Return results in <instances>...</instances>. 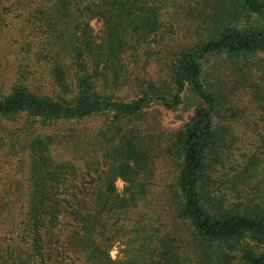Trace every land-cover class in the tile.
<instances>
[{
    "label": "trees",
    "instance_id": "1",
    "mask_svg": "<svg viewBox=\"0 0 264 264\" xmlns=\"http://www.w3.org/2000/svg\"><path fill=\"white\" fill-rule=\"evenodd\" d=\"M178 1L188 20L196 22V35L165 62L168 69L159 82L145 78L129 98L117 92L119 77L111 79L110 92L101 90L99 77L104 72L91 58L99 59L104 48L92 37L77 43V36H68L65 26L48 24L45 33L54 36L59 48L36 64L30 61L32 43L23 41L15 71L6 86H0V148L17 158L12 161L16 171L27 159L28 188L17 203L9 197L0 201V264H76L60 249L63 225L72 230L71 241L87 260L95 252L91 258L96 264H118L96 247V238L112 240L116 220L111 225L109 221L128 198H120L112 181L105 180L104 185L96 181L103 178L101 164L113 160L111 172L137 189L131 197L143 200L155 153L148 145L152 128L145 132L140 123L154 104L176 111L185 98L193 97L198 99L196 106L164 146L179 169L172 187L177 217L191 233L197 264H264V174L258 175L264 151L245 155L240 163L231 148L243 131L238 122L250 124L245 110L254 111L256 123L264 121V0H173ZM68 4L86 9L101 5L109 51L117 55L124 48L123 23L131 26L132 48L143 40L149 44L151 35H158L160 13L168 0ZM1 19L2 14V24ZM28 20L34 25L41 21L32 15ZM64 51L65 64L60 61ZM231 77L232 86L252 87L245 110L230 103ZM228 114L234 118L228 120ZM95 119L101 122L100 130L77 129V124ZM14 123L19 125L13 127ZM58 145L73 146L74 153L85 159L81 185L76 183L77 167L56 159ZM12 208L17 210L15 219ZM161 250L166 258L150 264H193L179 244L166 241Z\"/></svg>",
    "mask_w": 264,
    "mask_h": 264
},
{
    "label": "rangeland",
    "instance_id": "2",
    "mask_svg": "<svg viewBox=\"0 0 264 264\" xmlns=\"http://www.w3.org/2000/svg\"><path fill=\"white\" fill-rule=\"evenodd\" d=\"M68 2L69 0H4L0 4V14H2V24L0 23V86L5 87L12 72L15 71L18 49L22 46L23 41L32 43L30 47L34 59H30V61L33 63L47 61L53 56V51L58 49L59 45L54 36L52 38L50 34L45 33L46 30L43 27L48 24L53 27L59 23L65 26L68 36H77L75 39L77 43L80 40L86 41L89 37L101 43L104 54L100 55L99 59L96 56L90 57L94 65L98 64L99 69L104 72L99 77L100 88L105 92H110L114 86L113 83H110L111 79L119 77L121 84L117 92L126 98L135 95L139 90V84L147 77L159 82L161 76H165L168 69L165 62L172 59L183 47L189 45L194 38L192 36L196 35V22L188 20L184 6L179 1L168 0L167 7L160 13L163 23L156 33L157 37L154 38L152 34L148 40L149 44L143 40L141 45L138 43L135 44V48H132L129 40L131 26L128 22H124L120 29L124 48L114 55L112 51H109L111 44L108 26L101 13V5L92 4L86 9L84 5H72ZM167 11L170 12L167 13ZM31 15L41 20L39 24L34 25L28 20V16L31 18ZM49 39H52V42H49ZM60 56V61L65 64L67 53L61 52ZM232 81L233 79L227 90L231 99L230 103L245 110L247 107L245 102L252 87H235L232 86ZM197 100L195 97L185 98L176 111L154 104L148 110L147 120L140 123L145 132H148V127L152 128L153 135L149 137L148 145L154 149L155 153L154 160L151 162L153 174H149L151 182L143 200L139 201L131 197L138 193L137 189L130 188V183L124 177L115 176L111 172L115 165L113 160H109L108 164H101L103 178L96 181L100 185H104L105 180L112 181L116 193L121 196L120 198H128V201L118 207L117 214H114V217L109 221V225H111L116 220L117 230L112 232V240L96 238V247L101 252L104 250L110 259L118 264L136 262L137 264H150L155 259H165L166 256L161 257V249L166 241L181 245L184 255L189 254L193 259L190 261L197 264L198 259L195 257V252L198 251L192 252L196 245L186 224L177 217L176 205L172 199L174 197L172 187L177 180L179 171L177 162L164 151V146L168 143L167 137L171 136L178 129L181 121L193 111ZM245 112L250 124L238 122L240 127L243 125V131H239V135L236 134L238 138L236 145H231L233 158L237 157V161L240 163L246 160L245 155L253 153L259 155L264 151V121L256 123L254 111L248 110L247 112L245 110ZM237 116L244 118L240 114ZM232 118L234 117L229 115L228 120ZM17 125L19 124L14 123L12 126ZM100 125L101 122L95 119L90 123L82 122L76 126L81 132L85 128L87 131L100 130ZM61 129L66 133V126ZM22 149L24 153L27 151L26 138L23 140ZM54 153L58 161H70L77 167L79 177L76 183L81 185L82 172L85 171L82 163L85 159L80 157V153H74L73 146L67 148L63 145H58L54 149ZM259 156L263 157L264 155L260 154ZM231 159L232 156H228L229 164L232 163ZM26 160L25 158L22 162L24 166L20 167L21 170L16 171L12 161H17V158L6 156L5 149L0 148V201L2 204L6 202L7 197L17 203L20 195L27 190ZM237 161L233 160L235 163ZM258 170L261 171L258 175L264 174V158L260 159ZM88 185H91V182H88ZM137 185L139 186V184ZM90 195L86 194V197L88 198ZM11 211L12 218L15 219L16 208H12ZM64 220L63 218L62 221ZM59 234L62 244L61 251L70 255L76 264L97 263V259L91 258L95 252L90 256L89 261L85 257V253L74 246L71 241L72 230L68 229L66 225H63ZM183 258L187 261L185 257Z\"/></svg>",
    "mask_w": 264,
    "mask_h": 264
}]
</instances>
